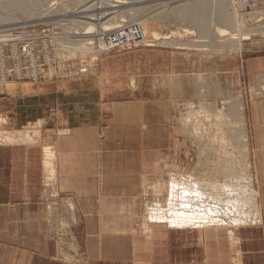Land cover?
Returning <instances> with one entry per match:
<instances>
[{
	"label": "rangeland",
	"instance_id": "374dc122",
	"mask_svg": "<svg viewBox=\"0 0 264 264\" xmlns=\"http://www.w3.org/2000/svg\"><path fill=\"white\" fill-rule=\"evenodd\" d=\"M197 1L24 0L28 12L25 17L20 18L15 9L6 10L0 5V37L9 32L19 37L26 30L27 36L32 39L30 41H35V45L30 47L34 48L31 51L35 53L36 62L46 70L42 73L44 78L41 76L39 82H35L32 76H27L29 79L10 84V80L6 78L4 83L8 84L0 87V139L1 135L8 132H25L28 128L31 130L28 129L31 132L30 142L0 141V146L37 144L45 131L44 127L52 129L49 126L57 124L56 106H49L48 116L41 118L42 97L48 103L53 102L57 96H62L61 104L65 105L73 100L72 97L64 98L63 95L78 96L85 93L87 98H84V104L94 109L93 123H97L101 132L108 125H114L118 130L124 129L123 137L129 132L135 136L140 120L143 119L147 125L146 135L151 140L158 135L172 139L169 147L167 142L164 145L169 150V157L144 164L146 178H143L141 196L149 195V199L148 204L143 203L141 209L143 223L140 229L145 225L141 229L143 232L148 228H156L148 222L150 216L159 214L154 210L161 208L163 213L168 210V207H164L165 204L160 205L157 200L161 202L166 197V186L171 175L179 174L189 181L209 185L207 188L203 186L206 196L211 198V193L223 205V202L231 205L230 214L235 215L232 207L236 195L234 191L227 190V186L231 188L234 181L228 179L229 175L220 174L219 169L230 163L234 166L232 174L236 176L241 172L250 178L247 126L245 124L240 131L227 113L236 102H242L246 114L252 103L264 99V83L258 85V88H252L245 76L248 61L259 53H264V35L253 34L245 39V27L249 28L255 17L264 18V0H249L248 5L241 4L239 0H224L225 3L223 0ZM187 2L190 5L196 2L199 5L209 4L210 12L203 31L207 29V35L209 32L213 33L207 39H203L196 29L174 20L177 18L176 9H179L177 11L180 14L179 7ZM218 4L226 5V14L233 24L220 27L224 33L219 35L215 33L218 27L215 20ZM9 17L15 20L12 26H2V21ZM210 22H214V26ZM109 23L112 24L109 29H103ZM90 28L94 29L91 39L85 37ZM181 28L191 29L193 34H186ZM127 30H131V36L137 37L133 45L125 46L119 51L112 50L108 54L98 55L93 51L100 48V42L108 44L111 34ZM55 31H58L59 39H54L53 43ZM220 35L224 37L220 38ZM87 40L91 43V48L87 52L77 51L76 44ZM198 40L202 46L196 49L175 47L178 43H195ZM16 50H22L20 43ZM12 55L14 56L11 45L0 40V72L3 71L2 68H10ZM49 65L57 69L48 70ZM63 65L69 71L68 75ZM79 69L84 71L80 73ZM54 75L58 78L50 81ZM217 88L222 90L218 91ZM25 92L32 93L22 96ZM33 110L38 112L34 117L40 118L31 120ZM15 114L20 118V121L16 120L19 123H15L16 127L12 126V115ZM58 126L57 124L56 129ZM194 132L198 135L196 138L193 136ZM206 133L213 138L212 148L203 141L204 138L209 140L207 135L204 136ZM45 148L53 153L55 173L49 185L43 181L42 196L49 208L50 234L53 239L59 240V253L64 261H68V254H77L69 235L70 226L75 219L74 204L72 196L59 192L56 182V153L46 145L43 146V153ZM161 180L164 185L157 188L158 185L154 184H159ZM239 185L242 186L241 183ZM163 201L165 203L166 200ZM210 205L213 206L212 203L208 206ZM237 209L241 211L240 207ZM242 212L248 214L247 208L244 207ZM245 223H251L250 219H246Z\"/></svg>",
	"mask_w": 264,
	"mask_h": 264
},
{
	"label": "crops",
	"instance_id": "0c3cea01",
	"mask_svg": "<svg viewBox=\"0 0 264 264\" xmlns=\"http://www.w3.org/2000/svg\"><path fill=\"white\" fill-rule=\"evenodd\" d=\"M245 76L252 88L264 83V53L248 61ZM84 94L63 95L73 100L65 105L62 96L48 103L42 97L41 118L56 106L58 128L45 126L37 144L0 146V264H233L223 229L202 232L203 242L196 233L140 229L142 204L149 199L141 196L144 164L169 157L164 145L172 139L151 140L143 119L135 136L123 137L124 129L114 125L101 132ZM252 104L245 119L259 221L236 232L240 264H264V99ZM36 113L31 120L40 118ZM12 116L14 126L20 118ZM45 145L56 153L57 188L74 204L69 235L77 254H68V261L50 234L42 196Z\"/></svg>",
	"mask_w": 264,
	"mask_h": 264
},
{
	"label": "bare ground",
	"instance_id": "6f19581e",
	"mask_svg": "<svg viewBox=\"0 0 264 264\" xmlns=\"http://www.w3.org/2000/svg\"><path fill=\"white\" fill-rule=\"evenodd\" d=\"M195 1H197V0H195ZM223 1H220V2H223ZM197 2L195 4H191V5L188 4V2L186 3V5H181L183 7H179V8H181L180 14L178 13L179 9L177 8L178 11H177V9L175 11L176 14L178 13L177 15L175 14V17L177 16V18H174V17L173 18H174V20L177 21V23L179 21L178 24L184 23V24H187L188 26H190L191 29H194V30L196 29L200 34H202L203 39H207L208 37H210V35H211L210 33H213V32H209L208 33L209 36H208L206 31H205L207 29H204V31H203V28H205L204 24L207 22L208 15L210 12L209 11L210 9L208 6L209 4L208 5H204V4L199 5V4H197ZM225 2L226 1H224V3ZM49 4H51V2H49ZM116 4L122 5L123 3L122 2H116ZM181 4H183V3H181ZM0 5L3 6L2 8L5 7L6 10L12 8L13 10L15 9L16 11H18V14L17 13L16 14H17V17H19V18L23 17V16L25 17L27 14L26 12H28L27 8L25 7L26 3L24 2V0H2ZM176 5H177V3H176ZM111 6H113V5H111ZM179 6H180V4H179ZM225 6L226 5L218 4L217 12H216L217 15H216V18L214 17L215 20H217V24H218V27H216L217 30H215L216 31L215 33L218 35L224 33V31H222L220 29V27H224V26L229 27L232 24L231 19L226 14V7ZM114 7H115V5H114ZM213 9H212V12H213ZM173 13H174V11H173ZM109 14H111V13H109ZM113 15H115V14H113ZM83 17L86 18V16H83ZM100 17H101V15H100ZM106 17H108V16H106ZM106 17H104V18H106ZM6 19L7 20L2 21V23H1L2 26H8L9 27V26H12L13 22H15L13 17H9ZM232 22H233V20H232ZM212 23H211V25L214 26V22H212ZM111 25L112 24L109 23L103 29L108 30ZM206 26H208V25H206ZM209 27H211V26H209ZM209 27H206V28H209ZM248 27L249 28H247V29L245 27V30H246L245 31L246 32L245 33L246 34L245 39H247L249 36H251L253 34L264 35V18L255 17V19H253L250 22ZM185 29L186 28H184L182 30H184V32H186V34H188V35L193 34V33H191V29H186V30ZM130 31L131 30H129L130 40L127 39L123 33H119V34H117V36H118L117 38H114L110 41V44L108 47H106L103 44V42H100V44H99L100 48L96 49V50L92 48L93 51L95 53H98V55L99 54H108L112 50L119 51V50L123 49L125 46L133 45L135 43L134 41H136L137 37L131 36ZM209 31H211V29ZM93 32H94V29L90 28L89 32L87 33V35L85 37L91 39L93 37V36H91V34ZM26 33H27V31L24 30L23 34L18 37L15 35V33L9 32V34H7L3 37H0V40H3L4 43L11 45V50H12V53L14 54V56H13L14 58L12 61V67L10 68V70L0 72V87L3 84H8V83H4L6 78H8L10 80L9 81L10 84L15 83V81L17 82V81L29 79L27 76H32L35 82H37L39 79V74L41 73V70L43 68H39V65L37 62L34 63V61L37 60L34 56L35 53L29 52V51H31V49H34L30 46L35 45V41H30L32 39H29V37L27 36L28 34H26ZM223 37H224V35H222V36L220 35V38H223ZM54 39H59L58 31L57 32L55 31V33L53 34V43H54ZM88 41L89 40H87L85 43L81 42V43L76 44V46H77L76 50L77 51L82 50L84 52H87L89 50V48H91V46H90L91 43L89 44ZM188 42L178 43V44H176L175 47H178V49H182L183 47H185V49H190V48L196 49V48L202 46V43L199 44V40H198V42L196 41L197 44H196V42L193 43V41L192 42L190 41L189 43ZM19 43H20V47L22 48V50H25L24 53L22 52V50H18V51L16 50ZM60 45H58V47H60ZM145 46H146V44H145ZM3 49L5 50L6 48L3 46ZM56 49H57V47H56ZM55 55H56V53H55ZM25 62H27L29 64L30 69L26 68V66L23 65ZM53 68H51V69H53ZM61 73H62V71L59 74H61ZM216 90L219 91V90H222V88H217ZM227 114H228V117L233 120L234 124L239 127L240 131L245 127V124H246L245 105H243L242 102H236L235 106H233L228 111ZM194 124H195V122H194ZM207 128H209V127H207ZM28 129H26L25 132H11V133L8 132V133H5V134L1 135L2 138L0 139V141L2 143H12V141L25 143V142L29 141V139L31 138V132H29L30 129L29 130ZM36 130H39V129H36ZM206 135L208 136L207 133L204 136H206ZM193 136L196 138L198 135H197V133L194 132ZM208 137H209V140L204 138L203 141L206 143V145H208V146H210V148H212L211 144L213 143V138H212V136H208ZM42 168H43V172H42L43 181L47 185H49V183H51L52 179L54 178L55 171L53 168V153L48 148L44 149ZM231 170L234 172V166L232 164L228 163V165L226 167H223V169H219V173L221 172L225 176L229 175L230 178H228V179H230L231 181H234L233 182L234 185H232V183H231L232 189L229 186H227V190L234 191L235 195H236V198L233 199L234 206L232 207L233 211L236 212L235 215L230 214V213H232L229 209L231 207V205L226 204V202H223V203H225L223 205L221 203V201L218 199V197L212 195L211 193L209 194L211 198H208L206 196V194H205L206 192L204 191V188L206 186L210 187L209 185L202 184V183L196 182L194 180L189 181L188 178L177 174L174 176L171 175L168 184L166 183L167 184V186H166V193H167L166 197L162 198L161 202H159V200H157V203H161L160 205L164 206V204H165L164 207H168V210L165 213H163L161 208H160V210L159 209L158 210L153 209L154 212H156V213L159 212V214L157 216L156 215L150 216L148 219V222L151 225L156 226V227L163 226L167 230H172V231L177 230V231H182V232H186V233L187 232L196 233L200 236L199 237L200 241H202V238H203V236L201 235L202 232H204L206 230H210V229H213V230L223 229L225 231V234H226V240H227L226 242L229 243V246H230L229 248H232V251L234 253V256L232 258V263L233 264H240V262H239V250L240 249L238 248L239 242H238V238H237L238 234H236V232H237V230L244 228L245 226H249L252 224L255 225L258 223V221H259V213H258L259 208H258V205L256 203L257 192H256V190H254V187H253V178L254 177L252 178V176L250 175V178H248L246 175H242L241 172L237 173L235 176L234 173L233 174L231 173ZM249 171H251V163L249 164ZM230 180H228V182H230ZM240 183L242 186L239 185ZM154 185L155 186L158 185L157 188H159V187H162L164 185V182L161 180V181H159V184L157 182ZM203 186H205V187H203ZM157 188H154V189H157ZM245 191H246V195H245ZM205 198L207 199V201ZM163 199L166 200L165 203H164ZM209 203H212V205H213V206L210 205L211 208H209L210 206H208ZM203 205H205L206 207ZM235 205H237V207L241 208L240 212ZM244 207L247 208L248 214H245L244 212H242ZM218 209L220 210L219 212H218ZM246 215H248V217H245ZM246 219H250L251 223H245ZM144 227H145V225L141 229H144ZM147 231H148V229L144 232L146 233ZM217 243H218V241H217Z\"/></svg>",
	"mask_w": 264,
	"mask_h": 264
},
{
	"label": "built area",
	"instance_id": "2783aa9c",
	"mask_svg": "<svg viewBox=\"0 0 264 264\" xmlns=\"http://www.w3.org/2000/svg\"><path fill=\"white\" fill-rule=\"evenodd\" d=\"M240 1V3L241 4H244V5H248V3H249V0H239ZM117 34H119V33H117ZM117 34H111L110 35V40H109V42H108V44H105V43H103L106 47H108L109 46V44H110V41L112 40V39H114V38H117L118 36H117ZM124 36L127 38V39H129L130 40V36H129V30H127V31H124ZM118 47V46H117ZM25 52V50L23 51V53ZM30 52V51H29ZM32 52V51H31ZM35 56V55H34ZM13 55H12V61H13ZM36 58V57H35ZM37 59V58H36ZM29 61V60H28ZM37 61V60H36ZM36 61H34V63L36 62ZM24 66H26V68H28V69H30L29 68V64L27 63V62H25L24 64H23ZM39 65V64H38ZM12 67V65L10 66V68ZM49 69H51V68H56L57 69V67H55V66H51V65H49ZM62 67H64V65L62 66ZM10 68H2L1 70H3V71H6V70H10ZM39 68H43L42 70H41V73L39 74V79H38V81L37 82H39V81H41V79H40V77L42 76V73H43V71L45 70L44 69V67H42V66H40L39 65ZM60 68V67H59ZM81 68V67H80ZM48 69V70H49ZM64 69H65V71H66V67H64ZM76 70V69H75ZM74 70V71H75ZM46 71V70H45ZM74 71H72V73H74ZM82 71H84L83 69L81 70V69H79V72L80 73H82ZM66 73H67V75H68V73H69V71L67 72L66 71ZM70 76H73V74H71ZM43 77V76H42ZM58 78L56 75H54V77L53 78H51V79H49L50 81H52L54 78ZM44 78V77H43ZM45 80V79H44Z\"/></svg>",
	"mask_w": 264,
	"mask_h": 264
}]
</instances>
